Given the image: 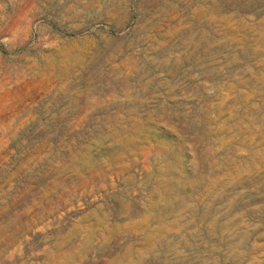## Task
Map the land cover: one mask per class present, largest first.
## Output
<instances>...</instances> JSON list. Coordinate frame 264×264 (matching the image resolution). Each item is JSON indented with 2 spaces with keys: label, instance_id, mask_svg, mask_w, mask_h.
Returning <instances> with one entry per match:
<instances>
[{
  "label": "rangeland",
  "instance_id": "rangeland-1",
  "mask_svg": "<svg viewBox=\"0 0 264 264\" xmlns=\"http://www.w3.org/2000/svg\"><path fill=\"white\" fill-rule=\"evenodd\" d=\"M0 264H264V0H0Z\"/></svg>",
  "mask_w": 264,
  "mask_h": 264
}]
</instances>
